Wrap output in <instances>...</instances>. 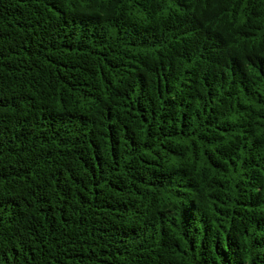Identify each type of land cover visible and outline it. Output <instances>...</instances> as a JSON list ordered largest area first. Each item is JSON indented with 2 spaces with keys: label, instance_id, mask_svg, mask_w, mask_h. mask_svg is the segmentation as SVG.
<instances>
[{
  "label": "trees",
  "instance_id": "16d2710c",
  "mask_svg": "<svg viewBox=\"0 0 264 264\" xmlns=\"http://www.w3.org/2000/svg\"><path fill=\"white\" fill-rule=\"evenodd\" d=\"M0 264H264V0H0Z\"/></svg>",
  "mask_w": 264,
  "mask_h": 264
}]
</instances>
